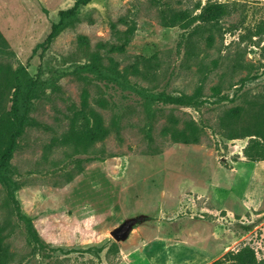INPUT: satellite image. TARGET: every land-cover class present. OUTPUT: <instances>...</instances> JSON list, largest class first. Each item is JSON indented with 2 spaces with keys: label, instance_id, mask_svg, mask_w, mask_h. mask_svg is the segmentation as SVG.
<instances>
[{
  "label": "rangeland",
  "instance_id": "obj_1",
  "mask_svg": "<svg viewBox=\"0 0 264 264\" xmlns=\"http://www.w3.org/2000/svg\"><path fill=\"white\" fill-rule=\"evenodd\" d=\"M78 1L0 0V65L16 73L26 125L0 170L12 264H232L244 248L264 264V161L246 157L262 150L229 139L224 125L241 106L264 119V0H89L48 53L53 75L40 77L41 45ZM208 2L232 14L216 26H166ZM112 23L135 31L124 53L104 56ZM141 56L158 57L155 76L132 75ZM180 97L191 104H172ZM89 110L110 134L76 150L64 139ZM172 129L199 142L175 143ZM127 221L129 237L115 241Z\"/></svg>",
  "mask_w": 264,
  "mask_h": 264
},
{
  "label": "trees",
  "instance_id": "obj_2",
  "mask_svg": "<svg viewBox=\"0 0 264 264\" xmlns=\"http://www.w3.org/2000/svg\"><path fill=\"white\" fill-rule=\"evenodd\" d=\"M88 2L89 0H79L72 9L60 13L58 23L52 26L49 36L41 45L43 51L41 55L42 62L39 68L40 77H51L53 75L54 70L52 62L48 59V53L55 40L64 30L66 21L75 16L79 6H85ZM232 11L233 10L228 4L208 2L200 9L199 15L192 17L182 12L172 17L170 23L166 24V26L174 27L181 25L182 28L187 29L196 22H200L204 25L216 26L223 18L230 16ZM119 24L128 26L127 20L124 18L119 20ZM134 31V25L129 27L127 31L121 32L118 30V23H112L111 32L115 41L99 44L98 51L105 54L104 56L124 53L126 47L130 44ZM3 41L4 39L0 34V45L3 44ZM101 54L97 56L96 62L103 66L104 57L102 56L103 54ZM158 67L159 63L157 56H141L130 69L133 76L147 78L149 76H155ZM102 79L110 80L106 77H102ZM18 94L19 81L16 77V73L12 71L10 67L0 65V170L9 167L15 153L17 140L22 137L25 132V121L19 116L17 108ZM191 100V98L180 97L171 102L175 105H190ZM227 118L228 120L224 125L229 134V139L250 138L251 144L259 145L262 151L256 153L246 151V157L254 162L264 161V150L261 148L263 147L262 145H264V119L261 120L258 117L257 110L253 111V108L248 106L237 107L232 110ZM89 119L90 122L82 123L80 126H76L75 123L72 122L71 131L64 139V143L73 145L76 150L87 151L94 144L106 140L110 134V129L105 125L102 116L96 110H89ZM237 123H247L242 133H239L238 130L235 129V124ZM170 134L175 143L191 145L199 142L197 137L183 134L176 129H172ZM256 139H262L263 144H260ZM230 257L232 258V264H257L255 254L249 248H244L235 254H231ZM13 258L14 255L10 252L5 243L4 230L0 226V264H12Z\"/></svg>",
  "mask_w": 264,
  "mask_h": 264
},
{
  "label": "water",
  "instance_id": "obj_3",
  "mask_svg": "<svg viewBox=\"0 0 264 264\" xmlns=\"http://www.w3.org/2000/svg\"><path fill=\"white\" fill-rule=\"evenodd\" d=\"M135 225V221H127L111 232V237L117 242L126 241Z\"/></svg>",
  "mask_w": 264,
  "mask_h": 264
}]
</instances>
